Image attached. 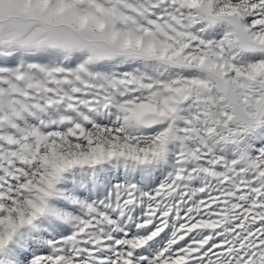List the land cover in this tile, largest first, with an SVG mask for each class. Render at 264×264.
<instances>
[{"label":"snow or ice","instance_id":"snow-or-ice-1","mask_svg":"<svg viewBox=\"0 0 264 264\" xmlns=\"http://www.w3.org/2000/svg\"><path fill=\"white\" fill-rule=\"evenodd\" d=\"M0 264H264V0H0Z\"/></svg>","mask_w":264,"mask_h":264}]
</instances>
